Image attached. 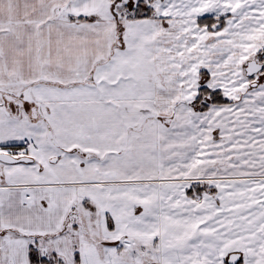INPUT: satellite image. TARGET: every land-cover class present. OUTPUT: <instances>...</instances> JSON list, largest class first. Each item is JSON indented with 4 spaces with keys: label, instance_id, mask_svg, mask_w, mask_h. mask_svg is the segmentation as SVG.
Instances as JSON below:
<instances>
[{
    "label": "snow or ice",
    "instance_id": "obj_1",
    "mask_svg": "<svg viewBox=\"0 0 264 264\" xmlns=\"http://www.w3.org/2000/svg\"><path fill=\"white\" fill-rule=\"evenodd\" d=\"M0 264H264V0H0Z\"/></svg>",
    "mask_w": 264,
    "mask_h": 264
}]
</instances>
